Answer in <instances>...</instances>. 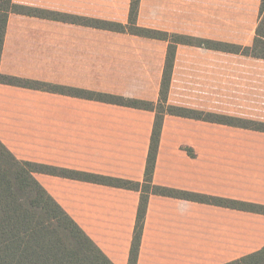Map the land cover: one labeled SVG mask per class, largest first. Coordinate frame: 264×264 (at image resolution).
<instances>
[{"label":"crops","instance_id":"1","mask_svg":"<svg viewBox=\"0 0 264 264\" xmlns=\"http://www.w3.org/2000/svg\"><path fill=\"white\" fill-rule=\"evenodd\" d=\"M43 1L36 4L33 0L24 3L13 0L16 4L122 24L128 21L131 2L118 0L124 2L123 18L117 19L69 13L48 7ZM260 6L261 0H202V16H236L237 19H229L233 24L228 32L246 37L233 41L209 36L197 38L250 47L259 24ZM143 11L144 0H140L139 27L196 37L141 24ZM155 13L151 11L150 15ZM180 13L191 12L180 10ZM67 29L69 34H64L63 30ZM94 40L104 42L100 51L108 53L104 58L109 76L122 63L119 59L123 50L131 51L129 57L142 53L143 45L140 47L131 41L149 44L144 61L149 68L155 66V77L140 91H154L153 95L108 94L158 101L166 42L78 25L10 15L0 73L90 91H114L111 87L108 90L88 83L87 69L83 73L81 66L83 62L75 61L74 66L63 61L64 53L60 50L69 46L66 51L74 50L77 59L94 62L89 47ZM109 44L116 53L108 51ZM182 50L197 54L198 75L190 70L178 71ZM167 102L171 106L264 123V60L178 45ZM114 109L118 112L111 113ZM154 118L155 114L149 111L0 84V142L21 161L141 183ZM179 124L181 130L174 128ZM184 124L197 130L190 131L188 136L182 132ZM202 129L227 134H202ZM179 137L186 141L189 154L183 149L185 155L169 152L164 158L165 140L169 138L172 145L174 138ZM202 138L204 142L220 144L213 150L215 167L175 166V158L196 161L193 152L197 154V144L202 149ZM226 144L230 146L225 147ZM35 179L113 264H128L140 193L44 174H35ZM153 183L264 205V133L165 116ZM263 246L264 215L152 195L137 264H226Z\"/></svg>","mask_w":264,"mask_h":264},{"label":"trees","instance_id":"2","mask_svg":"<svg viewBox=\"0 0 264 264\" xmlns=\"http://www.w3.org/2000/svg\"><path fill=\"white\" fill-rule=\"evenodd\" d=\"M140 0H131L126 24L88 18L0 0V61L9 16L21 15L89 27L119 34L163 41L168 44L159 99L156 103L85 89L22 79L0 73V84L116 105L155 114L141 183L130 180L21 161L0 142V264H113L79 225L35 179L44 174L79 182L140 193L128 264H137L150 196L168 197L200 204L264 215V205L229 200L160 187L153 175L165 116L203 121L264 133V123L171 106L168 93L178 45L243 55L264 60V0L253 44L243 47L226 42L142 28L137 24ZM226 264H264V246Z\"/></svg>","mask_w":264,"mask_h":264},{"label":"rangeland","instance_id":"3","mask_svg":"<svg viewBox=\"0 0 264 264\" xmlns=\"http://www.w3.org/2000/svg\"><path fill=\"white\" fill-rule=\"evenodd\" d=\"M19 2H27V0H16ZM29 2V0H28ZM36 4L42 3V0ZM123 2L124 1H103V0H48L43 1L48 7H52L57 10L69 12V13H82L90 15H102L108 17H114L117 19L123 18ZM121 7V8H120ZM182 11H189V13H180ZM154 11L157 15H150V12ZM237 19L236 16H202V0H144V11L141 15L140 23L147 25L148 27L160 28V29H169L170 32L186 33L191 34L196 37L209 36L212 38L220 40H231L237 38H245L246 36H241L240 33H230L228 32L233 23H229V19ZM221 24L217 26L215 23ZM213 27V28H212ZM216 29H215V28ZM64 34H69V29L64 31ZM245 34H249L246 32ZM142 46V53L136 52L132 57L130 56V50H123L120 55L119 61H122L121 64L114 67L115 72L110 73L109 76V66L105 64V56L108 55L106 51H100L102 49L101 44H104L103 41L94 40V42L89 43L90 51L92 53L91 57L94 62L89 59H77L76 52L74 50L66 51V48L60 50L63 51L64 56L63 61H67L72 65H76L75 61L83 62L81 65L83 68V73H88L87 82L91 85H101L105 89L110 90V87L114 91H104L107 93H131L134 96L143 95L149 97L150 94L153 95L154 91H140L146 83H152L155 77V66L149 68L145 64L146 49L151 46L144 42L131 41ZM157 46V45H155ZM160 46V45H159ZM114 46L109 44L108 51L116 53L117 51H112L111 49ZM102 53V54H101ZM144 55V56H142ZM123 59V60H122ZM200 69V62L197 58V54L190 53V51L182 50L179 63L178 71H187L190 70L191 73L198 75V70ZM119 72V73H118ZM103 92V91H101ZM59 102V101H55ZM111 113H117V110H110ZM116 116V115H115ZM179 125H174V128L181 130ZM182 127V132L189 136L190 131L197 130L192 126L184 124ZM209 132V134L216 135H225L227 133H221L219 130H208L205 131L202 129V134ZM170 139L168 138V141ZM165 140L163 143L162 154L164 153V158L166 153H174L176 155H185L182 151H189L188 148H185L186 141L182 138H174L172 145L170 142ZM220 146V144L204 142L202 138V149L199 148V144L193 152L196 161L191 160H181L174 159L177 167L190 166L197 167L202 166V168H213L215 167L214 159V148ZM229 147L230 144L224 145ZM184 149V150H183ZM207 149L209 151H207ZM212 151V152H211ZM185 152V151H184ZM198 152L202 156H199ZM189 154V153H188ZM192 155V154H191ZM193 156V155H192ZM201 160H199V159ZM95 227V226H94ZM96 232V231H95ZM94 233V232H89Z\"/></svg>","mask_w":264,"mask_h":264}]
</instances>
